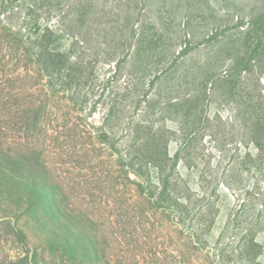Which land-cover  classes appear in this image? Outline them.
Masks as SVG:
<instances>
[{
  "label": "rangeland",
  "instance_id": "obj_1",
  "mask_svg": "<svg viewBox=\"0 0 264 264\" xmlns=\"http://www.w3.org/2000/svg\"><path fill=\"white\" fill-rule=\"evenodd\" d=\"M0 20L55 30L77 108L114 133L47 148L18 111L26 85L0 70V264H264V0H0ZM130 144L183 203L146 231L124 211Z\"/></svg>",
  "mask_w": 264,
  "mask_h": 264
},
{
  "label": "trees",
  "instance_id": "obj_2",
  "mask_svg": "<svg viewBox=\"0 0 264 264\" xmlns=\"http://www.w3.org/2000/svg\"><path fill=\"white\" fill-rule=\"evenodd\" d=\"M34 28H38V31ZM55 33L57 32L49 26L35 24V22L33 24L30 21L26 22L24 26L0 20V70L13 74L15 76L13 80L20 82L21 86L26 85L28 93V108L24 110L22 107L18 111L25 116L24 122L28 130L32 131V137L41 140L47 148L63 149L65 146L70 148L76 138L80 140L77 148L84 149L87 138L95 139L98 144L113 148L114 133L103 126L88 124L87 118L91 112L85 113L82 108H77L72 87H68L74 79L73 71L69 70L71 58L66 55V52H59L56 48L49 46V38ZM63 107L69 110L70 116L60 114ZM110 115L109 108L108 113H105V121ZM77 118L84 119L85 124L79 126L76 122ZM85 125H88L91 130ZM137 133L138 129L133 128L132 140ZM55 137L56 140H54ZM148 143L150 142L147 140L145 145ZM133 144L135 145V142ZM133 144L126 148L125 153H118L119 163L116 164L119 167L126 166L124 173L127 174L128 184L127 186L124 184L126 187L124 188L127 191L128 205L126 204L124 209L125 215L130 216L128 221L132 226L137 225L134 220L138 219L136 222L139 228L142 226L146 231L151 211L174 210L175 206L183 203L176 190L169 189L171 177L167 167L152 161L151 163H155L153 173L156 178L152 179L153 176L147 172L148 168L144 162L134 158L131 150L134 149ZM166 158L168 159L167 154ZM131 174L135 177L131 178ZM108 188L109 196L113 195L115 203L123 199L125 192L119 189L118 183L112 182ZM167 192L169 194L165 196ZM129 195L133 199L129 198ZM135 203L144 207L139 214ZM156 254L152 253L155 258L152 261L155 264H166L164 258L157 257ZM184 256L183 252L177 250V254L172 255V264H193Z\"/></svg>",
  "mask_w": 264,
  "mask_h": 264
}]
</instances>
